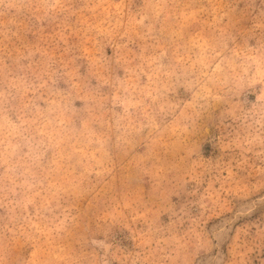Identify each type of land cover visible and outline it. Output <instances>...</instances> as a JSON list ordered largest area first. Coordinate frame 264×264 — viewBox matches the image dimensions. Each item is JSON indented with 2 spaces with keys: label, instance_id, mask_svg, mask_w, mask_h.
Masks as SVG:
<instances>
[{
  "label": "rangeland",
  "instance_id": "1",
  "mask_svg": "<svg viewBox=\"0 0 264 264\" xmlns=\"http://www.w3.org/2000/svg\"><path fill=\"white\" fill-rule=\"evenodd\" d=\"M0 264H264V0H0Z\"/></svg>",
  "mask_w": 264,
  "mask_h": 264
}]
</instances>
